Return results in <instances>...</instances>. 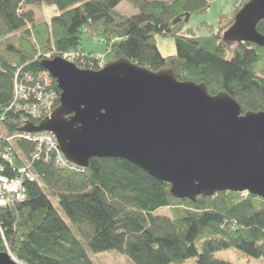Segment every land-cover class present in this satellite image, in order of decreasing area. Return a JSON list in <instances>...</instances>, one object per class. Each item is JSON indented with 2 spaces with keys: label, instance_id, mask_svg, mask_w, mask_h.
<instances>
[{
  "label": "trees",
  "instance_id": "trees-1",
  "mask_svg": "<svg viewBox=\"0 0 264 264\" xmlns=\"http://www.w3.org/2000/svg\"><path fill=\"white\" fill-rule=\"evenodd\" d=\"M213 1L0 0V167L2 175L16 176L2 159L6 153L14 168L28 167L35 178L24 180L23 201L0 207L5 240L4 245L0 239V253L7 248L21 264H94L86 247L93 254L122 253L133 264H184L190 259L194 264H230L213 254L235 249L264 262L263 199L232 192L195 202L175 199L168 184L125 160L92 158L86 169L75 172L32 161V144L8 140L25 123H40L13 107L14 85L55 91L58 108L60 91L40 62L66 54L75 55L72 65L80 70L98 71L101 61L106 65L120 59L153 73L168 70L180 82L205 85L209 95L226 93L244 113L264 112V48L222 40L249 0H235L215 30L202 23L205 35H178L192 17L206 14ZM124 2L136 15L116 11ZM43 6L58 12L49 23L35 16ZM256 30L264 36V20ZM156 36L173 38L175 55L162 57ZM94 41L100 51L89 48ZM42 73L50 87L39 80ZM164 208L172 217L155 214Z\"/></svg>",
  "mask_w": 264,
  "mask_h": 264
},
{
  "label": "water",
  "instance_id": "water-1",
  "mask_svg": "<svg viewBox=\"0 0 264 264\" xmlns=\"http://www.w3.org/2000/svg\"><path fill=\"white\" fill-rule=\"evenodd\" d=\"M264 0H249L222 34L226 43L264 48L256 26ZM55 81L59 107L21 132L52 133L71 164L118 158L170 186L175 199L195 202L217 193H248L264 200V112L244 113L226 93L153 73L127 60L98 71L56 57L40 62ZM0 264H20L0 253Z\"/></svg>",
  "mask_w": 264,
  "mask_h": 264
},
{
  "label": "built area",
  "instance_id": "built-area-1",
  "mask_svg": "<svg viewBox=\"0 0 264 264\" xmlns=\"http://www.w3.org/2000/svg\"><path fill=\"white\" fill-rule=\"evenodd\" d=\"M241 3L242 1L240 0L239 4ZM62 59L70 64H74L75 55L66 54L62 56ZM99 67L102 69L104 67V62L101 61L99 63ZM48 75L46 73H42V76L39 77V80H43V84L47 87H50L51 82L49 80L50 76L48 77ZM57 100V93L53 90L44 91L41 90L40 86H34L33 89H29L20 83H16L14 85L13 107H15L17 111L22 112V114L30 119V121H40L41 123L43 120L49 118L56 109ZM27 123H25L22 128H24ZM8 140H23L32 144V161H43L44 163L53 162L59 167L75 172H80L83 170L82 168L69 163L64 158L60 152L56 138L52 133L41 132L30 134L20 131L14 136L8 138ZM2 159L11 165L10 167L12 171L15 172L16 176L10 178L2 175L3 170L0 167V207H4L14 201H23L26 194V191L23 187L24 180L31 182L35 180L34 176L29 172L28 167L14 168L12 166V158L9 154H3ZM241 195L246 196L248 193L244 192L241 193ZM0 239L1 242H3L2 244L5 245V240L1 232ZM6 254H8L13 261L15 260L7 248Z\"/></svg>",
  "mask_w": 264,
  "mask_h": 264
},
{
  "label": "rangeland",
  "instance_id": "rangeland-1",
  "mask_svg": "<svg viewBox=\"0 0 264 264\" xmlns=\"http://www.w3.org/2000/svg\"><path fill=\"white\" fill-rule=\"evenodd\" d=\"M147 1H159V2L170 3L173 0H147ZM234 5H235V0H214L211 3L206 14L192 17L188 21V23L182 26L178 35L182 37H195V36L205 35L207 34V31L205 29H201L202 23H206L207 25H210L213 28V30H215L219 18L221 16L229 14L233 10ZM116 11L125 16H133L136 15L137 13L135 8H133L131 5L125 2L121 3L116 8ZM56 15H58L57 10L54 7H47V6H43L40 12L35 13V16L38 20H43L47 23H49L50 20ZM155 40H156L157 49L162 57H169L175 55L176 50H175V42L173 38L156 36ZM93 47L97 51H100L101 49V47L97 45L95 41L89 44V48H93ZM47 57L49 56L47 55ZM53 206L58 212V214L61 216L62 220L66 223V225L71 226L70 222L64 216L62 210L58 207V205L56 203H53ZM155 214L160 216H166L169 218L172 217L170 211L165 208L156 211ZM198 248L200 250L199 244H198ZM85 250L88 254V257L91 259V261L94 264H133L124 254L119 252L111 251L100 254H93L86 247ZM2 253H6V252H2ZM12 257L14 259L13 255ZM213 258L216 260L228 262L230 264H264L263 260L246 257L241 252L235 249H227V250L215 252L213 254ZM14 261L17 260L15 259ZM194 263H195V259H190L186 261L184 264H194Z\"/></svg>",
  "mask_w": 264,
  "mask_h": 264
},
{
  "label": "bare ground",
  "instance_id": "bare-ground-1",
  "mask_svg": "<svg viewBox=\"0 0 264 264\" xmlns=\"http://www.w3.org/2000/svg\"><path fill=\"white\" fill-rule=\"evenodd\" d=\"M13 87V86H12Z\"/></svg>",
  "mask_w": 264,
  "mask_h": 264
}]
</instances>
